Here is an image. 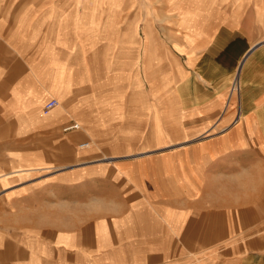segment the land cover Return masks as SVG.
<instances>
[{
  "label": "rangeland",
  "instance_id": "rangeland-1",
  "mask_svg": "<svg viewBox=\"0 0 264 264\" xmlns=\"http://www.w3.org/2000/svg\"><path fill=\"white\" fill-rule=\"evenodd\" d=\"M69 7L99 13L102 55L125 56L135 47L141 69L143 45L148 60L130 94L118 90L106 103L94 96L91 116L84 109L86 122L76 128L80 135L60 133L73 147L53 148L46 167L27 177L51 201L53 229L84 223L80 264H219L225 252L196 249L211 210L227 208L238 229L230 245L248 251L252 237H264L263 139L241 129V147L223 150L222 161L203 147L235 133L240 117L224 122L223 110L224 97L238 93V77L221 102L190 111L178 109L174 86L220 22L264 40V0H69ZM164 235L159 241L174 253L149 263L148 242Z\"/></svg>",
  "mask_w": 264,
  "mask_h": 264
},
{
  "label": "crops",
  "instance_id": "crops-1",
  "mask_svg": "<svg viewBox=\"0 0 264 264\" xmlns=\"http://www.w3.org/2000/svg\"><path fill=\"white\" fill-rule=\"evenodd\" d=\"M100 25L99 13L79 12L69 7V0H0V264H80L84 223L54 230L51 201L38 196L36 184L26 179L32 169L46 167L53 148L73 147L60 140V133L80 135L76 128L64 127L86 122L84 109L90 117L94 96L106 103L118 90L130 94L134 80L143 75L146 47L140 48L141 69L135 47L125 56L102 55ZM237 77L238 93L224 97L223 110L224 122L240 117L231 127L235 133L203 146L221 161L227 158L223 150L228 155L241 147L235 135L240 136L241 129L260 135L264 146V40L254 41L244 28L220 22L205 45L185 61L174 86L178 109L190 111L221 102ZM52 98L59 103L44 113ZM5 150L18 154L6 159ZM225 209L211 210L210 226L196 252H225L219 264H264V237H252L244 252L239 244L230 245L238 229L229 225ZM90 225L95 228V223ZM166 237L148 242L149 263L174 253V246L159 241Z\"/></svg>",
  "mask_w": 264,
  "mask_h": 264
},
{
  "label": "built area",
  "instance_id": "built-area-1",
  "mask_svg": "<svg viewBox=\"0 0 264 264\" xmlns=\"http://www.w3.org/2000/svg\"><path fill=\"white\" fill-rule=\"evenodd\" d=\"M59 103V101L56 98H52L51 100H49L44 108H43V112H48L51 108L55 107L57 104ZM79 124L78 123H71L68 124L64 127V130H70V129H74V128H78Z\"/></svg>",
  "mask_w": 264,
  "mask_h": 264
}]
</instances>
